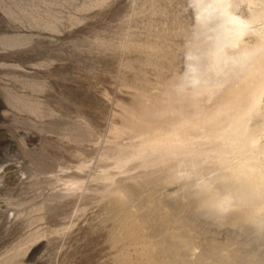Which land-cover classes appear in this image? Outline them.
I'll list each match as a JSON object with an SVG mask.
<instances>
[{"label":"rangeland","instance_id":"obj_1","mask_svg":"<svg viewBox=\"0 0 264 264\" xmlns=\"http://www.w3.org/2000/svg\"><path fill=\"white\" fill-rule=\"evenodd\" d=\"M262 79L264 0H0V264H264Z\"/></svg>","mask_w":264,"mask_h":264},{"label":"bare ground","instance_id":"obj_2","mask_svg":"<svg viewBox=\"0 0 264 264\" xmlns=\"http://www.w3.org/2000/svg\"><path fill=\"white\" fill-rule=\"evenodd\" d=\"M217 1V0H216ZM220 1V0H219ZM218 3V2H217ZM224 12V14L226 15V13H227V17L226 16H223V17H225L226 18V21L227 20H231V18H234V15H233V12H232V10H230V8H226V10H224L223 11ZM219 13H221V11L219 12ZM228 13L230 14L229 16H228ZM221 18V17H220ZM248 20V19H247ZM225 21V22H226ZM263 24V23H262ZM225 27V26H224ZM227 32V29H226V27L225 28H223L222 29V32ZM228 34V33H227ZM225 42H228V40L226 41V40H224ZM261 84L263 85L264 84V81H263V79H262V81H261Z\"/></svg>","mask_w":264,"mask_h":264}]
</instances>
